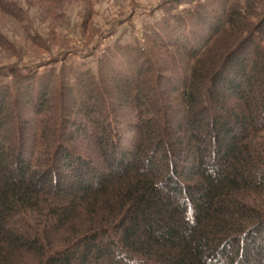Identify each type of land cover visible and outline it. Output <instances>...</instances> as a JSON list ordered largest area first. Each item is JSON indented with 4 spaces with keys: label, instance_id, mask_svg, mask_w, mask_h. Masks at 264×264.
Wrapping results in <instances>:
<instances>
[{
    "label": "trees",
    "instance_id": "16d2710c",
    "mask_svg": "<svg viewBox=\"0 0 264 264\" xmlns=\"http://www.w3.org/2000/svg\"><path fill=\"white\" fill-rule=\"evenodd\" d=\"M241 1L164 2L96 68L10 70L0 264H264V0Z\"/></svg>",
    "mask_w": 264,
    "mask_h": 264
},
{
    "label": "rangeland",
    "instance_id": "374dc122",
    "mask_svg": "<svg viewBox=\"0 0 264 264\" xmlns=\"http://www.w3.org/2000/svg\"><path fill=\"white\" fill-rule=\"evenodd\" d=\"M17 1L28 16L24 26L39 34L44 40L41 45L47 44L51 50L34 48L23 25L0 14V31L12 43L10 49H0V83L11 81L12 68L24 73L38 71L37 76L63 63L73 69L82 64L96 68V58L107 47L141 42L144 26L160 19L159 6L171 0H73L50 13L39 9L37 1ZM187 7L184 4L178 10ZM92 52L94 56L89 55ZM159 55L165 56L163 50ZM28 109L23 111L24 118L30 117Z\"/></svg>",
    "mask_w": 264,
    "mask_h": 264
}]
</instances>
